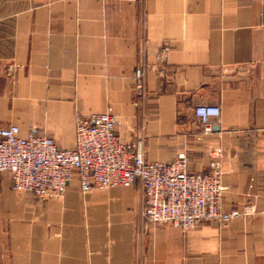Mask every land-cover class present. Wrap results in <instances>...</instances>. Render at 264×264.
Segmentation results:
<instances>
[{
  "label": "crops",
  "instance_id": "0c3cea01",
  "mask_svg": "<svg viewBox=\"0 0 264 264\" xmlns=\"http://www.w3.org/2000/svg\"><path fill=\"white\" fill-rule=\"evenodd\" d=\"M105 111L149 160L221 152L223 208L253 211L184 231L143 215L139 180L39 199L0 172V264H264V0H0V121L74 148L77 113Z\"/></svg>",
  "mask_w": 264,
  "mask_h": 264
},
{
  "label": "built area",
  "instance_id": "2783aa9c",
  "mask_svg": "<svg viewBox=\"0 0 264 264\" xmlns=\"http://www.w3.org/2000/svg\"><path fill=\"white\" fill-rule=\"evenodd\" d=\"M150 68L141 64L135 70L139 91L145 87ZM194 111L204 133L213 130L211 117L221 114L220 106L214 104H199ZM120 124L110 111L77 113L76 145L62 148L37 125L23 134L19 125L0 121V172L10 175L15 190L31 192L39 199L63 196L74 177L83 193L128 187L139 180L143 215L154 223H172L184 231L207 220L227 224L253 211L251 205L223 208L226 186L221 152L214 154L205 171H191L185 153L171 160H149L144 137L123 139Z\"/></svg>",
  "mask_w": 264,
  "mask_h": 264
},
{
  "label": "rangeland",
  "instance_id": "374dc122",
  "mask_svg": "<svg viewBox=\"0 0 264 264\" xmlns=\"http://www.w3.org/2000/svg\"><path fill=\"white\" fill-rule=\"evenodd\" d=\"M135 87H136V84H135ZM138 90V89H137ZM144 90V89H143ZM143 90H138V92L140 93V92H143ZM246 205H251V204H246ZM252 206V205H251ZM249 215V214H248Z\"/></svg>",
  "mask_w": 264,
  "mask_h": 264
}]
</instances>
